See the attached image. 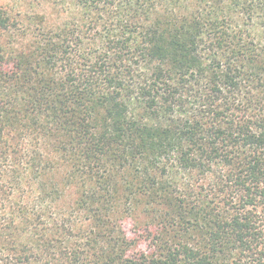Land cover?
I'll use <instances>...</instances> for the list:
<instances>
[{
  "label": "trees",
  "instance_id": "1",
  "mask_svg": "<svg viewBox=\"0 0 264 264\" xmlns=\"http://www.w3.org/2000/svg\"><path fill=\"white\" fill-rule=\"evenodd\" d=\"M45 1L18 48L0 3V264H264V0Z\"/></svg>",
  "mask_w": 264,
  "mask_h": 264
},
{
  "label": "rangeland",
  "instance_id": "2",
  "mask_svg": "<svg viewBox=\"0 0 264 264\" xmlns=\"http://www.w3.org/2000/svg\"><path fill=\"white\" fill-rule=\"evenodd\" d=\"M0 3L14 17L17 24L1 39V43L9 45V47L13 44L18 48L31 39L41 26L37 15L50 11L45 0H0ZM31 17L33 18L31 19ZM124 227L128 236L134 238L131 222L126 221Z\"/></svg>",
  "mask_w": 264,
  "mask_h": 264
}]
</instances>
